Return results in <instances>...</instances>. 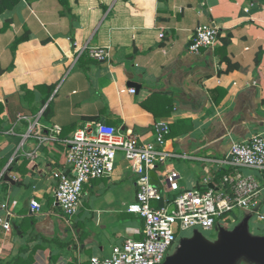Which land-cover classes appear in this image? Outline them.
<instances>
[{
    "label": "crops",
    "instance_id": "0c3cea01",
    "mask_svg": "<svg viewBox=\"0 0 264 264\" xmlns=\"http://www.w3.org/2000/svg\"><path fill=\"white\" fill-rule=\"evenodd\" d=\"M200 25L219 29L218 45L190 53ZM105 48L103 63L76 56ZM0 104V218L12 225L0 226V264L109 259L126 239L145 238L144 220L129 212L137 199L132 163L119 153L112 178L87 185L89 203L68 219L54 178L66 163L64 141L102 123L156 143L165 126L169 157L152 172L161 189L169 172L182 188L205 191L236 170L264 187L261 172L235 168L230 156L235 142L264 136V4L23 0L0 16ZM54 126L61 136L46 140Z\"/></svg>",
    "mask_w": 264,
    "mask_h": 264
},
{
    "label": "built area",
    "instance_id": "2783aa9c",
    "mask_svg": "<svg viewBox=\"0 0 264 264\" xmlns=\"http://www.w3.org/2000/svg\"><path fill=\"white\" fill-rule=\"evenodd\" d=\"M219 37L216 26L200 25L192 36L188 50L198 54L202 49H214ZM86 52L92 60L101 63L111 57L109 48L82 49L76 56L80 58ZM131 92L136 93L134 89ZM169 131L164 126L156 143H144L115 127L88 123L77 130L71 139L64 141L67 147L66 163L54 173V178L57 203L68 219L78 215L87 185L95 180L112 178L119 153H123L132 163L136 175L137 199L129 212L144 220L145 238L140 241L128 238L113 248L111 258L93 257L91 264H164L166 258L180 246L182 238L178 237V233L189 230H193V233L215 232L218 223L231 218L230 215L237 210L257 215L264 221V214L261 213L264 208L262 183L258 178L246 176L238 170L223 176L221 186L205 191L182 188L177 172L166 174V190L153 182L151 173L169 157L164 152ZM61 134L62 128L54 126L46 140H58ZM230 156L235 168L255 169L264 175V136L257 135L235 142ZM31 208L39 212L41 205L32 201ZM257 208L260 210L255 213ZM0 226L6 231L12 230V225L2 218Z\"/></svg>",
    "mask_w": 264,
    "mask_h": 264
},
{
    "label": "water",
    "instance_id": "95a60500",
    "mask_svg": "<svg viewBox=\"0 0 264 264\" xmlns=\"http://www.w3.org/2000/svg\"><path fill=\"white\" fill-rule=\"evenodd\" d=\"M151 177L154 182V173ZM4 180L15 183L9 174ZM259 210L257 208L255 213ZM245 217L233 231L221 229L217 243L210 242L202 232L194 231L192 237L181 239L177 251L168 256L164 264H264V237L250 234L253 215Z\"/></svg>",
    "mask_w": 264,
    "mask_h": 264
},
{
    "label": "rangeland",
    "instance_id": "374dc122",
    "mask_svg": "<svg viewBox=\"0 0 264 264\" xmlns=\"http://www.w3.org/2000/svg\"><path fill=\"white\" fill-rule=\"evenodd\" d=\"M85 189H86V187H85ZM166 195L171 196L172 194H166ZM84 196H85V190H84V194H83L82 203L83 202L89 203V197H87V196L84 197ZM245 214L246 213L244 211L237 210L230 215L231 218H229L228 220L223 221L221 223H218L215 232H202V233L210 242L217 243L219 241V238H220V230L225 229L228 231H233L246 218ZM249 229H250V234L252 236L264 237V221L260 220L258 218V216L255 215L252 218V220L250 221ZM177 235H178V237H180V239L184 238V237H192L193 236V230L181 232V233H178ZM242 264H245V263L242 262Z\"/></svg>",
    "mask_w": 264,
    "mask_h": 264
},
{
    "label": "trees",
    "instance_id": "16d2710c",
    "mask_svg": "<svg viewBox=\"0 0 264 264\" xmlns=\"http://www.w3.org/2000/svg\"><path fill=\"white\" fill-rule=\"evenodd\" d=\"M23 0H0V16L3 15L4 13H6L7 11H12L17 5H19ZM254 2H259V3H262L264 4V0H252ZM199 27V26H198ZM29 36V35H28ZM25 39V38H24ZM23 38L22 39H18L17 43H16V46L18 43H20L21 41L24 40ZM15 46V47H16ZM15 49V48H14ZM203 50V49H202ZM15 51V50H14ZM83 58V55L82 57ZM80 58V59H81ZM232 69V68H231ZM47 90L49 92V94H52L53 91H54V87H47ZM45 103V102H44ZM141 106H143V104L141 103ZM145 108V107H144ZM3 105L0 104V111H3ZM49 114V108L46 110L45 112V116L47 117ZM155 117H157L156 115H154ZM138 129H135L134 132L136 131L137 132ZM172 132H174V130H172ZM169 138H172V136H168V139ZM228 215V214H226Z\"/></svg>",
    "mask_w": 264,
    "mask_h": 264
}]
</instances>
